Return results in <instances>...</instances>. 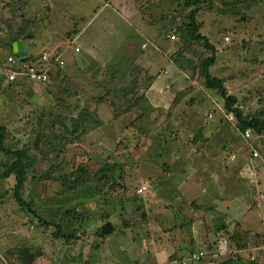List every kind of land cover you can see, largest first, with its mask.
<instances>
[{
	"label": "rangeland",
	"instance_id": "obj_1",
	"mask_svg": "<svg viewBox=\"0 0 264 264\" xmlns=\"http://www.w3.org/2000/svg\"><path fill=\"white\" fill-rule=\"evenodd\" d=\"M202 1L197 13V19L202 23L201 32L216 46L212 74L223 79L228 91L238 97L243 114L264 110V0H255L254 6L244 10L242 15H234L223 9V2L233 0ZM133 3V0H0V42L9 41V30L21 24L18 14H25L32 21L27 25L29 33L22 38L29 40L36 34L39 37L43 28L46 38L54 40L47 44L45 52H58L65 60V66L59 69L55 83V88L60 89L58 92L68 89L69 96L76 94V105L73 106L71 101L72 108H90L96 104V113L102 125L87 134L83 143L92 158L100 164L105 162L109 174L101 183L92 181L74 190H68L69 187L65 186L63 192L53 193L52 190L49 194L41 191L40 184L35 181L23 194L36 213L65 225L67 230L74 229L91 246L92 243L95 245L91 235L97 234L95 230L106 221L100 214L108 210L116 231L112 239L108 238L109 245L114 240H123L122 233L126 231L136 239L135 234L143 232V226H147L148 222L159 225L164 231L172 230L180 222H184V225L194 223L195 250L206 260L204 264L218 263L220 260L216 258L214 262L210 261L213 253L209 245L219 238V227L222 225L205 224L203 231H200V222L207 221L208 217L216 218L205 208L211 205V195L217 193L222 185V205L236 200L239 205L242 202L248 205L252 199L259 201L258 206L251 202L243 217L222 216L224 223L237 221L235 228L244 235L243 241L254 238V229L261 230L262 226L247 225H251L253 217L264 209V195L259 194V199L255 197L253 171L243 169L246 163L240 167L238 160L244 158L249 161L252 158L250 154L257 151L258 156H252L262 160V163L258 159L254 161L264 171V133H252L250 138H245L237 128L235 117L222 109L215 93L211 95L197 80L190 81L189 76L174 65L168 53L174 52L177 46L173 48L175 39L171 40L168 34L175 25H162L165 26V38L157 36L162 43L158 48H150L145 43L146 48L143 45L138 49L137 41L141 40L143 32L139 31L140 17L132 7ZM34 41L36 51L29 61L37 62L42 46L39 38H34ZM76 46L79 47L78 51L74 50ZM2 52L5 56L0 55L3 60L0 62V123H6L9 127L11 124H21L25 128L31 121L36 123L39 119V130L45 131L46 126H52L51 118L58 117L65 110L54 103L53 99H58L54 95L56 90L49 92L45 84L31 79L27 82H8L9 65L4 67L8 50L3 49ZM124 54L128 56L124 57ZM147 63L148 68L145 67ZM135 64L142 65L145 70L143 77L152 80L149 89L146 91L143 88L141 92L145 90L153 108L148 113L141 112L142 108L139 107L113 116L114 108L109 102L95 103L91 98L102 96L108 87L112 89L126 81L131 68L137 66ZM188 87L190 90L184 94L188 95L180 100L175 110L171 109L175 93ZM11 130L14 136H18L16 130ZM219 153L229 155V159L234 157L232 161L228 159V167L216 165L214 157ZM188 166L190 170H185ZM209 167L213 168V172L209 171ZM181 171L188 180H184ZM13 182L12 179L0 181V200L9 203L7 212L0 211L8 215H4L0 223V233L4 232L6 236L0 242L15 243L14 232L11 235L8 233L16 229L20 243L14 247L27 245L29 240L30 246L43 250L42 256L36 258L34 264H59L58 256H63L66 262L70 260L68 264H81L78 258L69 256L71 252L67 249L69 244L66 241L52 240L49 236V232L54 230L52 226L43 231L35 215L26 214L15 202L3 199L2 194L12 187ZM215 183L217 190L213 188ZM179 186L178 199L176 187ZM262 188L264 181L260 186L261 191ZM88 195L93 199H86ZM181 197L183 205L177 202V199L182 200ZM120 205L124 207L120 209L119 216L117 210ZM183 212L185 214L181 215ZM244 232L249 233V238ZM237 240L242 242L241 237ZM101 241L99 239L96 243ZM229 242L231 248L228 249L230 253L227 258L231 257L230 254L238 256L239 253L236 255L234 250L239 248L234 246V242ZM251 247L254 246H247L240 256L245 258L252 255ZM113 249L117 251L114 255L105 253V256L98 257L99 260L116 264L123 263L125 259L131 260L133 255H141V252L132 251L131 256L128 249L120 252L117 245ZM11 254L15 256L7 257L8 264L24 263L17 253ZM196 257L193 253L187 257V261ZM53 260H57L56 263Z\"/></svg>",
	"mask_w": 264,
	"mask_h": 264
},
{
	"label": "trees",
	"instance_id": "obj_2",
	"mask_svg": "<svg viewBox=\"0 0 264 264\" xmlns=\"http://www.w3.org/2000/svg\"><path fill=\"white\" fill-rule=\"evenodd\" d=\"M136 2L141 19L152 29L156 28L158 30V37L162 35V37L165 38L163 33L165 32V26L162 27L163 24L169 23L170 26L175 25V28H173L176 30L175 38H170L168 36L171 40L175 39L173 48L177 46L174 52L168 53L174 65L180 71L188 75L190 81H192V79L197 80V83L208 90L211 95L215 93L217 99L221 101L223 106L222 109H225L226 112L231 113L235 117L237 128L242 132V135L246 129H250L255 135L263 134L264 110H259L251 114H243L238 97L228 91L226 86H224L223 79L212 74L211 67L216 62V46L206 34L201 32L202 23L197 19V13L200 8L199 5L201 3L203 4L204 1L136 0ZM254 2L255 0H233L223 2L222 6L224 10L229 11L231 14L242 15L244 10L254 6ZM184 9H187V12H184ZM18 16L21 18V24L9 30L8 42H0V55L5 56V53L2 52L3 49L8 50L6 58L8 55L13 54V42L20 40L25 34L29 33L27 25L32 20L26 18V15L23 13H19ZM176 36L178 37L177 40ZM43 52L39 54L36 60L39 62L40 68L47 69L49 80L40 81L39 83L45 84L49 92L52 91L54 93L56 90V94L54 95H56L58 99H53L54 103L59 108L64 107L65 110L59 113L60 115L58 117L54 116L51 118L52 126H46L45 131L39 130V125L41 124V122H39L41 120L39 119L36 123L31 121L29 126L25 128H23L24 126L21 124L17 126L11 124L10 127L16 130L18 136L13 135L14 131L11 130L9 125L0 123V181H6V179H12L14 181L12 187L6 189L2 195L3 199H9V202L12 203L15 202L14 204L20 207L26 214L35 215L43 231L47 230L49 226H52L54 230L49 232V236L52 237V240L60 239L66 241L71 246V244L73 245L75 243L74 241L76 239L80 238V234L75 232L74 229H71L70 226H67L70 228L67 230L65 229V225L62 226L58 222H54L52 218H46L36 213L30 202L25 199L23 193L27 187L33 185L35 181L37 184H40L41 191L46 194H49L52 190H54L53 193L63 192L65 186L69 187L68 190H74L86 186L92 181L96 183L103 182V179L109 175L105 162L100 164V162H97V159L92 158V154L83 143L86 135L98 129L102 125V121L97 116L96 104L90 108L88 106V108L84 106L72 108L76 105V94L69 96L68 93L70 90L68 89L58 92L60 89L55 88V83L59 77V69L65 66V60L62 55L57 52L49 54L48 60L44 61L40 59ZM1 56L0 62H3ZM30 57V55H27L23 60L17 59L18 66L21 67L22 64L29 61ZM6 58L4 67L7 65ZM59 58L64 60V65L62 67L59 65ZM8 67L10 68V66ZM12 68H16V66H12ZM144 71L142 65L131 68L126 81L123 80L118 87L115 86V88L112 89L108 87L106 94L91 99H94L95 103L109 102L110 106L112 105L114 108L113 116H117V114L120 115L133 108L138 109L139 107L142 108L141 112H150L153 106L149 102L146 92L144 91L149 89L152 80L148 81L146 77H143ZM18 76L12 81H7L10 83L27 82L28 79L25 76ZM110 77L114 79L112 76ZM112 83L115 84V81ZM103 85L106 86L105 83H103ZM143 88L145 90L141 92ZM189 90L190 87L183 89V91H177L172 99L170 108L174 109V107L181 102L180 100L188 95L184 94ZM109 95L116 98L109 97ZM117 98H119V100ZM71 101L74 103L73 106ZM77 102L79 101L77 100ZM85 153L88 154L87 157L82 156ZM92 160L96 161L91 163ZM71 181L73 183H71ZM87 198L93 199L91 195H88L86 199ZM0 203L6 204L7 201L0 200ZM123 207V205L119 206L117 210V212L119 211L118 214L121 213L120 209ZM101 216L105 217L106 221L100 228L96 229V233L99 234L100 237H103L113 233L115 231V226L109 220L111 218L109 210L100 214V217ZM221 218L222 226L219 227V232L221 234L218 232L219 238L209 245V249L212 253L216 251L221 253V249H223V251L230 249L231 243L229 241L234 242V246L237 249L259 245L263 232L254 230V238L243 241L244 235L239 233L235 228L237 221L231 222V224L230 222L225 224L224 217ZM224 226H228V229H225ZM247 226L254 225L251 223V225L248 224ZM244 233L249 238V233ZM237 234H239V236ZM237 236L239 239L240 237L242 238V242L237 240ZM12 252L22 257L23 262L26 264H31L36 258L42 256L43 250L40 247L30 246V244L9 248L6 253L0 254V264H8L7 254H11ZM193 253L197 256L192 260L196 262L195 264H204L206 262V260L199 255L200 252L198 253V251L191 252L190 257ZM230 255L231 257L227 258L229 261H225L221 264L244 263L243 258L239 254L234 257L232 256L233 254ZM207 257L209 256L207 255ZM214 259L213 256L210 257L211 262H214ZM259 262L260 255L257 256L256 260H251L248 264H260Z\"/></svg>",
	"mask_w": 264,
	"mask_h": 264
},
{
	"label": "crops",
	"instance_id": "obj_3",
	"mask_svg": "<svg viewBox=\"0 0 264 264\" xmlns=\"http://www.w3.org/2000/svg\"><path fill=\"white\" fill-rule=\"evenodd\" d=\"M54 2H56V0H54ZM133 9H135L137 11V13L139 14L140 17V22H139V27H141L139 29L140 33L143 32L142 38L141 40H138L137 42V47L138 49H140L139 47H143L146 48V44H148V47L150 46V48L156 49L161 45V42L157 40V29H152L151 27H149L148 25H146L143 20L141 19L140 13L138 12L137 9V2L136 0H133ZM49 7H51V5H49ZM52 9V8H51ZM41 30V34L38 35H34V38H39V41L41 42V50L45 51V49L47 48V44L54 42V40L52 39H48L46 38V31L42 28ZM149 33V35H148ZM44 37V38H43ZM34 38H30L29 40H26V46H27V54L31 56L32 53H34L36 51V47H35V41ZM150 43V44H149ZM39 45V44H38ZM78 47V46H76ZM75 50V48H74ZM79 50V47H78ZM37 51H39L37 49ZM48 52V50H46ZM39 52V53H40ZM50 54L52 53H57L55 51L53 52H48ZM125 55V54H124ZM128 56V54H126L124 57ZM145 67H149L148 63L146 64ZM147 72V71H146ZM239 130V129H238ZM240 131V130H239ZM241 132V131H240ZM242 134V132H241ZM234 154V153H233ZM250 156L252 157L251 160L249 161H245L244 158H242L241 160L239 159L238 162L240 163V167H242L245 163H246V167H243V169L247 168V170L249 171V169H251L253 171V183L252 185L254 186V195L257 199L261 198L259 194L264 195V188H262V191L260 190V186L262 185V182L264 181V171H261V168L263 167H258L256 161L254 160H260V162L262 161L260 158H254L251 154ZM229 155L227 154H221L219 153L218 156H215L214 158L216 159V165L218 167L221 168V166H224L225 168L228 167V159H229ZM234 157L230 158L229 161L234 160ZM262 163V162H261ZM264 166V165H263ZM209 171L213 172V168L209 167ZM185 170L188 169L190 170V167L188 166L187 168H184ZM182 176L184 178V180H188V178L186 177V174H184L182 171ZM216 190L218 189V185L215 183L214 187ZM177 189V197L179 199V191H180V186L176 187ZM207 190V188H206ZM203 190V191H206ZM222 185L220 186V189L218 190V192L215 194H212L211 196H213V200L211 202V205H208L207 209L208 211H210L214 217H208L207 221L202 220V222H200L201 225V229L200 231H203V228L205 227V224H220L222 221V216H227L228 218H238L239 216L243 217V215L246 213V210L249 206V204L255 203L258 206L259 201L252 199V201H250V203L247 205L246 203L242 202L240 205L238 204L237 200L234 203H226L225 205H222ZM185 196H183L184 198ZM182 198V197H181ZM178 200V203H182L180 205H183L184 200ZM264 198V196H263ZM226 200V199H225ZM3 204V203H2ZM0 205V211L1 212H7L6 209H8L9 207V203ZM166 205H172V204H168L165 203ZM233 205V206H230ZM258 208V207H257ZM204 209V208H203ZM210 213V214H211ZM185 213L183 212L184 215ZM215 214V215H214ZM4 215H6V217H8L7 213H5ZM4 215L2 213H0V223L2 222V219L4 217ZM177 215V214H176ZM182 218V216H180ZM252 217V216H251ZM258 217V218H257ZM109 219V218H108ZM254 221H251L253 225H257V226H262L261 230H257L254 229L256 231H261L263 232V236L260 239V243L257 246V248H252L251 247V254H249V256H246L245 258H243V264H248V262H251V260H256L257 256L260 255V264H264V248H262V241L264 238V209H260V211L257 213V216L254 218ZM111 222H113L112 218L109 219ZM215 220V221H214ZM201 221V220H200ZM209 221H214L217 223H211ZM189 222V221H188ZM249 223V222H248ZM147 226H143V232H139L138 235H136V239H133V236L131 234V232H124L122 233V237L123 240H119V241H113L112 243H110L109 245V239H112L113 237V233L116 232L114 231L111 234H108L106 236L103 237H99V234H92L91 238L93 240V242L95 241V245L92 243L91 245H87V243H85L83 237L81 236L80 238L76 239L74 242V244L70 246L67 245V249L68 251L71 252V254H69V256L71 255L72 258L77 259L78 258V262H80L81 264H114L113 262L110 263L106 260H99V256H105V253H109V254H115L117 251L114 250V246L117 245L120 247V252H125L126 249L130 250L131 256L133 255L132 251L134 252H141V255L139 257L134 256L132 257L131 260L125 259L123 260V263H116V264H195V261H187V257L190 256L191 252H196L195 250V231H194V223L190 224H185L184 222H180L178 224V226H175L173 228L172 226V230L170 231H164V229L162 227H160L159 225H154L151 224V222H148L146 224ZM119 228H117L118 230ZM253 230V232H254ZM17 230L14 229L12 232H9L8 234L11 235V233L15 234L14 238L15 239V243L13 242H0V254L1 253H6V251L11 248L14 247L13 245L15 244H19V238H18V234L16 232ZM119 232V230H118ZM133 232V231H132ZM172 234H171V233ZM252 232V233H253ZM96 233V230H95ZM120 233V232H119ZM251 233V234H252ZM3 233H0V240L4 236ZM121 235V233H120ZM32 236H34L32 234ZM85 237V236H84ZM187 237V239L185 238ZM82 238V239H81ZM109 238V239H108ZM99 239H101L102 241L100 243H96ZM104 241L106 242L105 245H103ZM27 245L30 244L29 240H27ZM115 243V244H114ZM114 244V245H112ZM99 247V248H98ZM97 248V249H96ZM96 249L95 254H93V251ZM244 250L246 251V248L244 249H238V250H234L236 255L237 253H239V255H242L240 253H243ZM5 251V252H4ZM230 252V250H227ZM227 251H223L221 250V253H218V251L214 252L213 257L218 259V263L216 264H221L223 262H225L227 260V254L229 252ZM65 252V251H63ZM62 252V253H63ZM248 254V253H247ZM13 256H15V254H7L8 258H13ZM55 256V255H54ZM68 256V255H65ZM64 257L63 256H58V263L59 264H68L70 260H68L67 262L64 261ZM107 259V258H106ZM55 263L56 261L53 260ZM35 262V261H34ZM34 262H32L31 264H34ZM25 263V262H24ZM22 263V264H24ZM26 264V263H25ZM255 264V263H252Z\"/></svg>",
	"mask_w": 264,
	"mask_h": 264
},
{
	"label": "built area",
	"instance_id": "obj_4",
	"mask_svg": "<svg viewBox=\"0 0 264 264\" xmlns=\"http://www.w3.org/2000/svg\"><path fill=\"white\" fill-rule=\"evenodd\" d=\"M170 38H175V30L168 34ZM226 40H228V37H225ZM75 51H78V47L75 48ZM49 54L46 52H43L41 55V59L46 61L48 60ZM58 58V57H57ZM59 65L62 67L64 65V60L60 59L58 60ZM33 63H36L37 66H35ZM6 64L10 66V68L7 69V78L9 80H14L18 75H23L27 79H31L33 81H48L49 75L47 69L40 68L39 62L34 61H28L21 65V67L18 66V60L17 58L11 54L8 55L6 58ZM12 66H16V68H12ZM252 135V132L250 129H246L243 133V136L245 138H250ZM252 155L258 156L257 151H253ZM264 162V158H263ZM262 248H264V238L262 241ZM184 264V263H183Z\"/></svg>",
	"mask_w": 264,
	"mask_h": 264
},
{
	"label": "water",
	"instance_id": "obj_5",
	"mask_svg": "<svg viewBox=\"0 0 264 264\" xmlns=\"http://www.w3.org/2000/svg\"><path fill=\"white\" fill-rule=\"evenodd\" d=\"M12 53L18 60H23L27 57V46L26 38H22L13 42L12 44ZM207 264H216V263H207Z\"/></svg>",
	"mask_w": 264,
	"mask_h": 264
}]
</instances>
